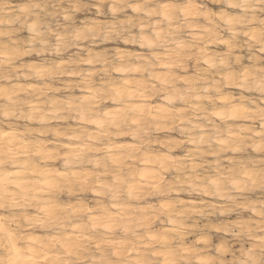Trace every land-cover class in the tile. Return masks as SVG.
Segmentation results:
<instances>
[{
	"label": "bare ground",
	"instance_id": "6f19581e",
	"mask_svg": "<svg viewBox=\"0 0 264 264\" xmlns=\"http://www.w3.org/2000/svg\"><path fill=\"white\" fill-rule=\"evenodd\" d=\"M143 1L146 3V6L142 7L147 21L138 22L140 37L133 38L140 39V43L149 46L148 48L160 43V46H163L162 51L153 49L155 51H151L149 56H143L141 53L124 54L123 51L111 59L106 57V54L88 53L75 61L78 64L75 68H71L68 62L63 61L49 63L56 65V68L46 67L48 63L45 66H37L32 60V64L28 63L27 68L19 69L17 72L15 69L18 67L12 65L11 71L14 72L16 79L1 88L6 96L13 98V102L18 97L25 105L20 111L13 107L10 114L0 116L4 119L0 118V210H4L0 212V217H3L0 219L2 229L0 239L4 243V249H0V259L15 261L19 257L25 264H66L69 261H79L80 264H85V261H93L95 264H145L147 261L154 264H178L179 251L193 258L196 264H213V261L220 259L230 247L222 244L214 246L209 242L210 238L201 232L205 230L206 225L199 226L197 222L190 223L187 220L196 216L199 218L207 216V213H211L209 211L231 212L234 208L250 210L254 216H258L264 200L260 204L254 201L238 202L239 206L234 207L226 202L223 195L205 196L197 192L194 193V197H179L187 205L180 208L174 200L153 202L155 201L153 198L150 201L151 196L148 194L166 190L174 179L175 165L187 152L197 147L202 150L208 148L210 137H214L211 141L213 144L224 146V151L220 153L221 168L235 167L239 175L248 177L246 182L236 180L234 187L237 192L242 194L248 187L251 189L264 187V168L260 164L262 158L248 153L238 154L246 149L259 154L264 150L258 113L244 101L245 97L237 98L223 89L222 95L214 100L209 97V103L214 104V107L209 108L207 120L202 113L194 111L197 108L208 107V103L198 104L196 98L203 91L209 90L208 85L212 78L223 79L224 87L245 90L249 88L247 85L253 75L250 66L240 64L232 67L229 61L230 54H234L235 49L241 47L221 36L220 31L225 30L233 35L248 32L249 35L244 39L258 38L259 21L262 19L258 16L259 13L256 15V12H259L258 7L245 9L243 5L233 7L225 3L227 8L243 11L242 15L237 16L228 13L230 10L227 8L217 11H213L214 8L212 11L203 9L202 1L198 0H187L179 5L171 0ZM60 3L62 2H58ZM74 3L75 6L80 4ZM129 6L136 12L140 9L134 4ZM98 8V12H101L100 7ZM20 9L26 11L27 7ZM118 9L121 10L119 7ZM247 13H250V16L247 17ZM94 17L90 18V21L94 20ZM178 18L182 19V24ZM6 19L9 22L8 18ZM253 22H257V25L247 27L248 24L253 25ZM31 23L33 24V21ZM32 24L29 25L34 29ZM149 25L152 26L150 32L146 29ZM78 28L74 34L75 38H87L86 32L95 36V32L99 34L102 31V28L101 31L96 30L94 25L83 28L85 31L81 29L82 27ZM122 28H125L124 25ZM80 29L83 31H79ZM115 29L113 30L118 31ZM103 32L102 34L106 35V32ZM181 32H186L185 36L193 44H189ZM37 34L40 37V33ZM61 36H64L63 33ZM61 36L57 35L56 39L64 43ZM16 39L22 40V37ZM41 41L39 43L42 45L46 42ZM4 44L8 46V54L3 58L5 61L13 60L21 52L23 55V50L20 52L19 49L21 45L19 42L18 46L15 43V47L13 43L11 47L6 42ZM46 44L47 42L44 45ZM58 44L57 47L60 46ZM220 45L223 49H216V46ZM21 47H24L23 43ZM74 48L76 50V47ZM236 57L237 55L234 60ZM59 59L61 60V57ZM188 59L194 64L193 74L178 73L176 68L185 70L187 67L185 61ZM221 63L228 66L217 75L216 69ZM94 64L100 66L98 79L95 77L97 71L84 72L82 69ZM7 65V63L4 65V74L8 78L9 74L5 68ZM157 68H164L166 71L160 73ZM73 69L82 75H72ZM111 74H117L118 77H109ZM55 76L68 77L69 80L64 82V85H68L65 88L78 87L79 95L74 93L75 95L59 97L55 95L56 93H49L50 91L41 94L40 82L48 81ZM10 78L12 77L7 80ZM72 78H78V81ZM51 88L53 91L54 87ZM155 97L159 98V102L155 101ZM29 108L31 111L26 110ZM25 116L28 118L25 119ZM190 119L192 124L197 126L194 135L187 137L170 135L167 138L152 139L154 131L163 130L165 133L179 131ZM61 122L66 125L60 126ZM153 135L156 136V132ZM192 139H196L198 144H190L189 141ZM177 141H183L185 147L177 146L175 143ZM182 148L184 151L180 153L178 150ZM216 159L217 157L211 155L203 160L197 159L196 164H205L203 169L198 168L197 171L201 175L214 178L215 165L212 162ZM62 187H65V191L72 196L66 203L59 202L56 198L57 194L62 192ZM86 191H90L94 196L92 203L85 198L75 197L78 193ZM205 207L209 209L205 210ZM177 216L186 217L183 222L194 226L181 229ZM156 220L162 222V226L158 225L160 227L157 228ZM250 222L239 219L233 223L239 226L238 232L243 233V237L252 240L248 249L240 250L238 259H246L256 252V248L258 249L257 237L247 234ZM230 225L232 223L222 230L228 233L232 227ZM30 228H41L46 232L39 235L35 232L36 235L24 234V230ZM191 235H194V240L193 238L192 241L187 240ZM212 247L217 255L212 254ZM250 249L252 252H249ZM241 251L246 254L244 257H241Z\"/></svg>",
	"mask_w": 264,
	"mask_h": 264
},
{
	"label": "rangeland",
	"instance_id": "374dc122",
	"mask_svg": "<svg viewBox=\"0 0 264 264\" xmlns=\"http://www.w3.org/2000/svg\"><path fill=\"white\" fill-rule=\"evenodd\" d=\"M40 1V2H39ZM44 1L46 2V3H44ZM11 0V2H12V4L14 5V7H18V8H16V9H18V12H21V13H23L24 11L22 10L21 11V7L24 9H26V7H27V9H26V11H27V13H25L24 12V17H26V18H24V20H25V24H26V26H25V24H24V26L21 28V26H20V24L18 23V22H15L14 23V17L12 18V17H4L3 19H6V18H8V20H9V22L7 21V19H6V21H7V28H5L6 27V21H4V24H2V26H0V29H1V27H4V28H2L1 30H4L5 32H7L8 31V33H10L11 34V36L13 37H11V39H5V38H0V41L2 42V43H4V42H6V43H8V45L11 47L13 44H14V47H15V45L17 44V42H19L21 45L19 46V49H20V52L23 50V55H21L22 54V52L19 54V55H17L13 60H11V64L13 65V67H18V69H22V68H27V65H28V63H30V64H32V60H33V63H35L34 65H37V66H45V64L46 63H48V65L46 66V67H49V66H52L51 64H49V63H53V62H56V61H63L64 63L66 62H68L67 64L71 67V68H75L76 66L72 63L73 61H77L78 59H80L81 57H83V56H86L88 53H93V54H95V53H100V55H105L106 57H108L109 59H111L112 57H114L117 53H121V52H123L124 54H134V53H141L143 56H149L153 51H155L156 49H158V50H156V51H162L163 50V46H160L161 44L160 43H158V45L157 46H155V47H150V48H148L149 46H147V45H145V44H142V43H140V39H138V40H136L137 38H139L140 37V28H139V23H143V21L145 20V22L144 23H146V21H147V18H146V16H145V14H143L144 13V11H143V9H144V7L146 6L145 4V2L143 1V0H129V5H135V6H139L140 7V9H137V12H136V10H134L133 11V9H132V7L131 6H129V7H126V9H124L123 11H119V9L117 10V8L118 7H115V8H109V7H107V6H102L100 3H97V2H95V0H85V1H87V2H84V0L82 1V0H80V2H77V3H80V4H77L76 6H75V3L74 2H76V0H73V3H72V16L74 17L73 18V20L75 21V23L72 25L73 27L72 28H66V25H65V19H64V16L63 15H65L66 13H64L63 14V9H66V8H68L69 7V4H68V2H67V0ZM162 1V0H161ZM169 1V0H168ZM173 3H177L178 5L179 4H183V3H185L187 0H171ZM170 1V2H171ZM181 1V2H180ZM198 1H202L201 3H202V6H203V9L205 8V9H208L209 11H212L213 10V8H214V10L213 11H217V10H220V9H223V8H227L226 7V4L224 3V4H215V3H213V0H198ZM204 1V2H203ZM18 2V3H17ZM29 2V3H28ZM40 3L41 5V7H40V9H35L34 7L32 8V7H30V6H33L35 3ZM58 2H62V3H60V4H58ZM140 4H139V3ZM142 2V3H141ZM144 2V3H143ZM53 3V4H52ZM85 3H86V5H85ZM62 4H64L63 6H62ZM97 4V5H96ZM137 4H139V5H137ZM142 4H144V5H142ZM206 4V5H205ZM52 5H53V7H52ZM63 7H61V6ZM68 5V6H67ZM79 5V7H77ZM90 5V6H89ZM95 5H96V7H95ZM99 5H101V6H99ZM208 5V6H207ZM59 6V7H58ZM83 6V7H82ZM142 6H144V7H142ZM207 6V7H206ZM44 7H46L47 8V13L48 14H45L44 12H42L41 11V9H44ZM98 7H100V9H101V12L99 11L98 12V10H99V8ZM102 7V8H101ZM138 7V8H139ZM31 9V10H30ZM74 9H76L75 11H74ZM84 9V10H83ZM89 9V10H88ZM102 9H104V10H102ZM92 10V11H91ZM129 10V11H128ZM138 10H141L140 12H138ZM227 10H230V11H228V13H230V14H232V15H237V16H240V15H242L241 14V12L243 13V11H241V10H239V9H237V8H233V9H231V8H227ZM35 11V12H34ZM49 11V12H48ZM51 11V12H50ZM76 11H79V12H76ZM117 11V12H116ZM236 13H235V12ZM259 11V10H258ZM121 12H123V13H121ZM126 12V13H125ZM32 13V14H31ZM36 13H39V15H40V18L39 19H37V15H36ZM50 13V14H49ZM83 13V14H82ZM102 13V14H101ZM114 13H115V15H114ZM117 13V14H116ZM234 13V14H233ZM258 13L259 12H256V15H258ZM52 14V15H51ZM55 14V15H54ZM119 14V15H118ZM121 14V15H120ZM138 14H139V18H138ZM86 15V16H85ZM112 15V16H111ZM117 15V16H116ZM95 16V17H94ZM98 16V17H97ZM120 16H121V18H120ZM128 16V17H127ZM246 16L248 17V16H250V13H247L246 14ZM258 16H260V18H264V17H262L261 15H260V13H259V15ZM55 17H58V18H54ZM59 17H60V19H59ZM86 17H87V19H86ZM92 17H94L95 19L94 20H92V21H90L91 19H92ZM117 17V18H116ZM132 17V18H131ZM244 17V16H243ZM35 18V19H34ZM80 18H83V19H80ZM86 20H85V19ZM91 18V19H90ZM28 19H30V20H27ZM32 19H34V20H32ZM98 19H100L99 21H98ZM111 19H112V21H111ZM116 19V20H115ZM129 19H130V22H129ZM137 19V20H136ZM44 20H46V21H44ZM51 22H50V21ZM84 20V21H83ZM97 21V23H98V25H97V23H96V21ZM110 20V21H109ZM120 20V21H119ZM26 21L28 22V23H26ZM33 21V24L31 23ZM35 21V22H34ZM54 21H56V22H54ZM59 21V22H58ZM89 21V22H88ZM119 21V22H118ZM123 21H124V23H123ZM126 21V22H125ZM136 21V22H135ZM178 21L180 22V24H182V19L181 18H178ZM11 22V23H10ZM45 24H44V23ZM53 22H54V24H53ZM88 22V23H87ZM94 22V23H93ZM139 22V23H138ZM178 22V23H179ZM34 23H37V24H39V25H37V24H34ZM42 23V24H41ZM86 23V24H85ZM109 23V24H108ZM130 25H129V24ZM135 23V24H134ZM9 24V25H8ZM32 24V25H34V29H33V27H31L30 25ZM47 24V25H46ZM56 24H58V25H56ZM60 24V25H59ZM81 24L83 25V26H81ZM99 24H100V26H99ZM117 24H119L118 26L120 27V30H119V27L117 26ZM132 24V25H131ZM136 24H138V25H136ZM257 25V22H253V25H252V23L251 24H248L247 25V27H253V26H256ZM17 25V26H16ZM36 25V26H35ZM42 25V26H41ZM80 25V26H79ZM92 25H94V27H96V30L97 29H99L100 31H101V28H102V31H101V33H99V34H96V32H95V36H94V34H92V33H90V32H86V36H87V38L86 37H82V38H75L74 37V34L76 33V31H78L77 30V28L78 27H82L81 29H86L87 27H91ZM97 25V26H96ZM110 25V26H109ZM112 25V26H111ZM124 25V27L127 29H123L122 28V26ZM162 26H164V24H161ZM14 29H12L11 27ZM28 26V27H27ZM37 26H38V28H37ZM41 26V27H40ZM47 26V27H46ZM57 26V27H56ZM78 26V27H77ZM13 30H11L10 28ZM16 27H18L17 29H15ZM86 27V28H85ZM105 27H108L107 29L105 28ZM109 27H113V29H115V30H118V31H114L113 29H109ZM131 27H132V29H131ZM136 27H137V29H136ZM151 25H149V26H147V31L148 32H150L151 31ZM165 27V26H164ZM163 27V28H164ZM9 28V29H8ZM31 28V29H30ZM43 28V32L40 30V29H42ZM48 28H52V30H51V32L52 31H55V33H54V35H51V36H49L48 34L46 35V33H47V29ZM122 28V29H121ZM45 29V30H44ZM63 29H64V31H63ZM79 29V28H78ZM81 29L79 30V31H81ZM83 29V30H84ZM109 30V32H110V34H108L109 32L108 31H106V30ZM166 29V28H165ZM164 29V30H165ZM16 30V31H15ZM20 30V31H19ZM82 30V31H83ZM123 30H125L124 32H126V31H128V32H126V33H124V32H122ZM134 30V31H133ZM11 31V32H10ZM17 31H19V32H17ZM29 31H31V32H29ZM32 31H34V33H36V34H33V32ZM35 31H37V32H39L40 34H41V32L42 33H44V36H43V38H41V37H39V36H37L38 34H37V32H35ZM62 31V32H61ZM81 31V32H82ZM85 31V30H84ZM106 32V35L104 34H102V32ZM114 33H113V32ZM120 31V32H119ZM60 34V36H61V33H63V35L64 36H61V37H63V38H61V40L64 42V43H62L60 40H57L56 39V36L57 35H59L58 33ZM61 32V33H60ZM103 32V33H104ZM119 33L118 35H117V33ZM53 33V32H52ZM69 33L71 34V35H69ZM114 35H113V34ZM222 33V34H221ZM31 34V35H30ZM39 34V35H40ZM126 34V35H125ZM131 34V35H130ZM181 35H184V38H187L185 35H186V32H181L180 33ZM229 35V32H227V31H225V30H221L220 31V35L221 36H224V37H228V35ZM35 37H34V36ZM96 35H98V37H96ZM101 35L103 36V37H105V38H103V39H99L100 37H101ZM108 35V36H107ZM109 35H110V37H109ZM122 35H124L123 37H121ZM22 37V40L21 39H16V38H21ZM65 36H67V38L65 37ZM70 36V37H69ZM90 36H94L95 38H98L97 40H98V42H97V44L96 45H94V44H90L89 43V39H88V37H90ZM100 36V37H99ZM127 36V37H126ZM16 37V38H15ZM35 38L34 40L33 39H30V38ZM37 37V38H36ZM117 37V38H116ZM130 37V38H129ZM131 37H132V40H131ZM136 38V39H134V38ZM113 38V39H112ZM124 38V39H123ZM128 38H129V40L130 41H128ZM68 41H67V40ZM88 39V40H87ZM106 39V40H105ZM127 39V40H126ZM133 39H134V42H133ZM188 40H186L189 44H193V42H191V40L189 39V38H187ZM10 40V41H9ZM16 40V44L15 43H13V41H15ZM19 40H21V41H19ZM27 40V41H26ZM45 41L46 40V42H47V44L46 45H49V46H53V47H55L58 43V45H60L59 46V48H63L64 46H66V45H68L70 42H77L76 43V45L75 46H73V47H70L69 49H68V53L66 54V53H64V52H49V51H45L46 53H44V44L46 43H44L43 42V45H42V43H39L40 41ZM57 40V41H56ZM24 41V42H23ZM35 41V42H34ZM41 41V42H42ZM50 41V43L48 44V42ZM60 41V42H59ZM104 41V42H103ZM139 41V42H138ZM30 42H31V44H30ZM56 42H57V44H56ZM79 42V43H78ZM85 44H83V43ZM13 43V44H12ZM22 43H23V48L21 47L22 46ZM26 43V44H25ZM28 43V44H27ZM32 43H36V44H40V47H39V49H38V47H36V49L34 48V47H32L33 46V44ZM111 43V44H110ZM11 44V45H10ZM65 44V45H64ZM80 44V45H79ZM86 44H88V45H86ZM140 44H142V45H140ZM19 44H17V46H18ZM163 45V44H162ZM88 46H89V49L91 48V49H93V50H89L88 49ZM92 46H93V48H92ZM160 46V47H159ZM28 47V48H27ZM57 47V46H56ZM74 47H76V50H75V48ZM217 48L216 49H223V47L220 45V46H216ZM25 48V49H24ZM83 48V49H82ZM107 48V49H106ZM141 48V49H140ZM215 48V47H214ZM34 49V50H33ZM43 49V51L41 52V50ZM72 49V50H71ZM81 49V50H80ZM98 49V50H97ZM153 49H155V50H153ZM24 50H26V51H24ZM33 50V51H32ZM39 50H40V52H39ZM80 50V51H79ZM83 50V51H82ZM108 50V51H107ZM119 50V51H118ZM31 51V52H30ZM72 53H71V52ZM92 51V52H91ZM135 51V52H134ZM152 51V52H151ZM246 49H243V48H236L235 49V52H234V54L232 53V54H230V56H229V61L232 63V67H236V66H239L241 63H233V61H234V57L237 55H240L241 57H243V56H245L246 55ZM29 52V53H28ZM38 52V53H37ZM70 52V53H69ZM108 54H107V53ZM113 52V53H112ZM143 52V53H142ZM25 53V54H24ZM40 53V54H39ZM75 53V54H74ZM242 53V54H241ZM49 54V56H47ZM52 54V55H51ZM56 54V55H55ZM60 54V56H58V55ZM79 54V55H78ZM21 55V56H20ZM43 55L45 56V57H47V59H45V61H44V59H42V57H43ZM76 55V56H75ZM18 57V58H17ZM54 57V58H53ZM61 57V60L59 59ZM24 58V59H23ZM23 59V60H22ZM59 59V60H58ZM67 61H66V60ZM132 60L134 59V58H131ZM16 60V61H15ZM20 60V61H19ZM39 60V61H38ZM41 60V61H40ZM70 60V61H69ZM28 61V62H27ZM42 61H44V62H42ZM49 61V62H48ZM51 61V62H50ZM17 62V63H16ZM186 63H187V67H186V69L185 70H182L181 68H176V71L178 72V73H180V74H187V75H189V73L190 74H193V72H194V70H195V67H194V64L192 63V61L191 60H186L185 61ZM21 63H23V64H21ZM25 63V64H24ZM42 63V64H41ZM71 63V64H70ZM16 66H15V65ZM29 64V65H30ZM242 64H246V65H249V61L247 60V59H244L243 60V62H242ZM18 65V66H17ZM20 65V66H19ZM250 66V65H249ZM9 65H7V66H5V68H6V70L8 71V74H9V77H12V78H10L9 80H3V81H0L1 82V84H0V88L1 87H3L4 88V86L3 85H5V84H9L10 82H12V81H15V79H16V76H15V74H14V72H12L11 71V68L12 67H9ZM86 67V68H85ZM85 67H83L82 69L84 70V72L85 71H88V70H93V71H97L96 73H95V77L98 79L99 78V76H100V72H99V64H94V65H87V66H85ZM94 68V69H93ZM96 69V70H95ZM158 69V72H160V73H164L166 70L164 69V68H157ZM162 70H163V72H162ZM13 73V74H12ZM97 75V76H96ZM115 76L117 75V74H114ZM114 75H109V77H113V78H117L118 77V75L115 77ZM53 78H56V79H53ZM14 79V80H13ZM72 79H74V81H78V78L77 79H75V78H72ZM57 81V82H55V83H52L51 84V86H53L54 88H55V90H54V88H53V91L51 90L49 93H52V94H55L56 96H62V97H64V96H68V95H75L76 93V95H79V93H80V88H78V87H74V88H72V89H66L65 87H62V86H60L61 85V82L64 84V82L66 83L68 80H69V78L68 77H66V76H63V77H61V76H55V77H52V78H50V79H48V81ZM66 80V81H65ZM8 81V82H7ZM6 82V83H5ZM60 83V84H59ZM57 84V85H56ZM58 86V87H57ZM60 86V87H59ZM61 88V89H60ZM63 88V89H62ZM78 88V89H77ZM235 89V90H234ZM71 90H74L73 92L71 91ZM230 90H232V91H230ZM56 91V92H55ZM69 91V92H68ZM76 91V92H75ZM224 91L225 92H229L228 94L229 95H234L235 97H237V98H239V97H246V95H247V97H249V98H251L253 95H258V93H256V92H254L255 90L254 89H250V88H248L247 90H245V89H238V88H235V87H224ZM54 92V93H53ZM68 92V93H67ZM243 92V93H242ZM250 92V93H249ZM67 93V94H66ZM75 93V94H74ZM236 95H238V96H236ZM244 95V96H243ZM155 99V101L156 102H159V98L158 97H155L154 98ZM154 101V100H153ZM107 105H110V104H107ZM1 118V117H0ZM1 119H3V118H1ZM4 120V119H3ZM65 121H68V122H71V120H65ZM22 123V122H21ZM20 123V124H21ZM62 124L60 125V126H64V122H61ZM66 125V124H65ZM38 126V125H37ZM39 127V126H38ZM155 132H156V136L155 135H153V134H155ZM158 134V135H157ZM178 136V137H181L180 135V133H179V131L178 130H175V132L173 131V132H171V133H165L163 130H161V131H154L153 133H152V139H154V138H156V137H162V138H167V136ZM178 151H180V153H183V151H184V148H182V149H179ZM248 151V152H247ZM252 155V156H257V157H259V158H262V159H264V150L263 151H261L260 152V154L259 153H256V152H254V151H252V150H250V149H246V150H242L240 153H238L239 155ZM238 154H235L236 156L238 155ZM234 155V154H233ZM234 155V156H235ZM260 155V156H259ZM262 156V157H261ZM62 190V192H60V193H58L57 194V199H59V202H62V203H66V202H68V200L70 199V198H72V196L69 194V193H67L65 190H66V188L65 187H62L61 188ZM250 190V191H249ZM254 191V192H253ZM64 192V193H63ZM89 192V193H88ZM251 192V193H250ZM248 193H250L249 195H248ZM259 193V194H258ZM81 194V195H80ZM87 195V197H85L86 195ZM242 194H243V196H242ZM242 194H241V196H240V199H239V201L238 202H243V203H250L251 201H254V202H258L257 204H260V203H263V200H264V187H255V188H247L246 190H244L243 192H242ZM258 194V195H257ZM194 195L195 194H180L179 195V197H181V198H189L190 196H192V197H194ZM247 195V196H246ZM78 196V197H77ZM88 196H91V197H88ZM245 196V197H244ZM75 197H77V198H80L81 197V199H84L85 198V200L86 201H88V202H90V203H92L93 201H94V196L91 194V192L90 191H86V192H81V193H78ZM154 198V199H153ZM254 198V199H253ZM68 199V200H67ZM150 201H152L151 199H153V200H155V201H153V202H158L159 200L160 201H167V202H169L168 200H161V199H156L155 197H153V196H151L150 198ZM259 199V200H258ZM66 200V201H65ZM146 201H149V200H146ZM170 202H173V201H170ZM175 202V201H174ZM205 210H207V209H209V207H205L204 208ZM238 211V212H237ZM0 212H4V210H0ZM209 212H211V213H207V216H204V217H200L199 218V216H196V217H194V218H189L188 220H187V222H192V223H195V222H197L198 224H199V226H202V225H206V228H205V230H201V232H202V234H204V235H206V236H208L207 238L210 240L209 242L211 243V244H213L214 246H216V245H227V248H229L228 249V252L226 253V254H224V255H222V257H224V258H226V259H228V260H232V259H238L239 258V256H240V250L242 249V248H246V249H248L250 246H251V244H252V240H251V238H249V237H243V236H240V237H238L237 235H235L234 234V231H233V228L231 227V230L228 232V233H225L224 232V230H222L224 227H226V226H229V224H231L232 223V225H233V223L235 222V221H237V220H239V219H244V220H246V221H258L259 220V217L258 216H254L251 212H250V210H243V209H233V210H231V212L229 211V212H220V211H218V210H216L215 211V213H214V211H213V213H212V211H209ZM214 214V215H213ZM216 214H218V215H216ZM232 216H234V217H232ZM224 217H226V219L224 218ZM231 217V218H230ZM247 217V218H246ZM257 217V218H256ZM234 218V219H233ZM194 220H196V221H194ZM229 220H231V221H229ZM234 220V221H233ZM204 221V222H203ZM211 222V223H210ZM217 222H219V223H217ZM160 223V224H159ZM156 225V227L158 228V227H160V226H162V222H160V221H157L156 220V223H155ZM224 224V225H223ZM228 224V225H227ZM158 225H160V226H158ZM212 225H213V227H212ZM232 225H230V226H232ZM217 226V227H216ZM219 226H220V229H219ZM216 227V228H215ZM222 227V228H221ZM218 228V230H216ZM39 229V230H38ZM32 231V230H34V231H32V232H29V231ZM41 230V231H40ZM209 230V231H208ZM45 231V230H44ZM43 231V229H41V228H30V229H25L24 230V234H37V235H39V233H41V234H43V233H45ZM26 232V233H25ZM35 232V233H34ZM208 232H210L209 234H210V237H209V234H208ZM232 232V233H231ZM236 232H238V229L236 228ZM35 234V235H36ZM208 234V235H207ZM229 237L228 239H227V237ZM237 236V237H236ZM193 238V239H192ZM194 240V235H191V236H188L187 237V240H189V241H192V240ZM225 240V241H224ZM220 242V243H219ZM247 242V243H246ZM232 243V244H231ZM238 244V245H237ZM242 245V246H241ZM247 245H249V246H247ZM236 247V248H235ZM231 249V250H230ZM256 251H258V249L256 248L255 249ZM212 254L213 255H217L216 253H215V249H214V247H212ZM237 255H238V257H237Z\"/></svg>",
	"mask_w": 264,
	"mask_h": 264
},
{
	"label": "clouds",
	"instance_id": "9594fccd",
	"mask_svg": "<svg viewBox=\"0 0 264 264\" xmlns=\"http://www.w3.org/2000/svg\"><path fill=\"white\" fill-rule=\"evenodd\" d=\"M69 7L63 9V13H66L64 16L66 28H71L75 23L72 16V3L73 0H67ZM76 2H80V0H76ZM95 2L100 3L102 6H107L109 8L119 7L121 11H123L126 7L129 6V0H95ZM215 4H231L233 7H240L243 5L245 9L257 8L259 9V13L262 17H264V0H213ZM35 9H40V3H35L33 5ZM45 14L47 13V8L41 9ZM37 19L40 18L39 13H36ZM14 17V22H18L21 28L25 24L24 14L18 12V9L14 7L11 0H0V24H4V17ZM260 30L258 38L253 37L251 39H244V37L248 36V32H243V35H233L229 32L227 39L229 41L236 42L241 48L246 49V55L241 57L237 56L233 63H241L244 59L249 61L250 68L252 69V78L249 80L247 87L250 89H254L258 95H254L251 98L245 97L244 101L250 104L258 113V119L260 121L261 126V141L262 147H264V18L260 19ZM219 28V25H217ZM47 34L49 36L54 35L51 32V29H47ZM69 35H71L69 33ZM44 33L40 34V37L43 38ZM0 38H8L11 39V35L8 32L0 30ZM105 37L101 36L99 39H103ZM35 39V38H34ZM89 43L94 44L97 43L98 40L94 36L88 37ZM15 43V41H13ZM77 42H70L68 45L63 48L53 47L49 45L44 46L45 51L52 52H64L68 53V49L76 45ZM33 47H40L39 44L34 43ZM7 48L8 46L2 42H0V81L6 80L7 77L4 74V65L7 63L9 67H12L11 61H5L3 58L7 56ZM42 59H47V57H42ZM76 67L78 64L73 61L72 62ZM228 65L221 63L216 69V74L223 71ZM53 68H56V65H52ZM15 71H20L19 69H15ZM72 75L80 76L82 73L75 71L71 72ZM56 81H41L39 91L41 94H45L48 91H51V84ZM62 87H67L68 85H64L61 82ZM75 86V85H74ZM209 90L203 91L200 96L196 99L198 104L208 103V107L205 108H197L194 111L198 113H202L204 119L207 120L209 118V108L214 107V104L209 103V97H212L213 100L222 95V90L224 89V81L223 79H215L212 78L211 82L208 85ZM243 102V101H242ZM190 104L191 101H188ZM25 102L20 100L18 97L15 102H13V98L11 96H6L3 88H0V116L10 114L13 107H16L17 111L24 108ZM27 111H31V109H26ZM25 119L28 117L25 116ZM180 134L184 137L194 135L197 131V126L192 124L191 119L188 121V124L180 127ZM214 137L209 138V147L206 149H201L197 147L196 149L189 151L185 154L183 158L175 165L174 171V179L170 186L167 187L166 190L153 193L149 192L150 196L155 197L156 199H164V200H174L178 207L184 208L187 205L185 202L179 199L180 194H194V193H202L205 196H218L223 195L226 198L227 203H231L234 207H238V201L240 199L241 194L236 191L234 187L236 180L239 179L241 182H246L248 177L244 175H239L236 171V168H221L222 161L220 159V153L224 151L223 145L213 144L211 141ZM177 146L185 147L183 145V141L175 142ZM190 144H198L196 139H192L189 141ZM167 147V145H165ZM215 156L217 159L212 162L215 165V176L214 178L209 177L207 175H201L197 169H203L205 164L200 163L196 164L197 159L203 160L207 156ZM207 163V161H205ZM235 165V162H233ZM260 164L262 168H264V159H261ZM242 168L243 165H240ZM146 202V201H145ZM259 220L252 221L249 224V232L248 235L257 237L258 239V251L254 252L248 258L241 259H232L228 260L224 257H221L218 260L213 261V264H264V204L261 205L260 211L258 213ZM3 219V217H0ZM186 219L184 216H177V221L180 222L181 229H189L193 227V224L184 223L183 221ZM238 225H232L233 231L235 235L243 236V233L236 232V228ZM2 230V229H0ZM175 231V230H173ZM175 239V236L173 237ZM207 248V246H206ZM0 249H4V243L2 239H0ZM19 250H17L18 252ZM249 252H252L250 249ZM246 254L241 251V257H244ZM178 264H196L195 260L190 256H185L183 253L178 251ZM0 264H25L23 260L19 257L15 261L12 259L4 260L0 259ZM66 264H80L79 261H69ZM85 264H95L93 261H85ZM145 264H154V262L147 261Z\"/></svg>",
	"mask_w": 264,
	"mask_h": 264
}]
</instances>
